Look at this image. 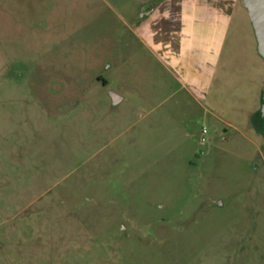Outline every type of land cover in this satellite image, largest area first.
<instances>
[{
	"label": "rangeland",
	"instance_id": "1",
	"mask_svg": "<svg viewBox=\"0 0 264 264\" xmlns=\"http://www.w3.org/2000/svg\"><path fill=\"white\" fill-rule=\"evenodd\" d=\"M258 92L190 96L101 0H0V264H264Z\"/></svg>",
	"mask_w": 264,
	"mask_h": 264
},
{
	"label": "crops",
	"instance_id": "2",
	"mask_svg": "<svg viewBox=\"0 0 264 264\" xmlns=\"http://www.w3.org/2000/svg\"><path fill=\"white\" fill-rule=\"evenodd\" d=\"M101 2L128 24L158 64L190 96L208 99L222 92L227 81L245 86L247 79L253 81L259 74L261 107L264 59L244 0Z\"/></svg>",
	"mask_w": 264,
	"mask_h": 264
},
{
	"label": "water",
	"instance_id": "3",
	"mask_svg": "<svg viewBox=\"0 0 264 264\" xmlns=\"http://www.w3.org/2000/svg\"><path fill=\"white\" fill-rule=\"evenodd\" d=\"M244 6L248 14L256 35L258 51L264 59V0H244ZM113 104L117 105L122 96L115 91L110 93ZM261 115L264 118V93L262 97Z\"/></svg>",
	"mask_w": 264,
	"mask_h": 264
},
{
	"label": "built area",
	"instance_id": "4",
	"mask_svg": "<svg viewBox=\"0 0 264 264\" xmlns=\"http://www.w3.org/2000/svg\"><path fill=\"white\" fill-rule=\"evenodd\" d=\"M202 133H203V134H202V135H203L202 141H203V142H205L204 135L207 133V129H206V128H204Z\"/></svg>",
	"mask_w": 264,
	"mask_h": 264
},
{
	"label": "trees",
	"instance_id": "5",
	"mask_svg": "<svg viewBox=\"0 0 264 264\" xmlns=\"http://www.w3.org/2000/svg\"><path fill=\"white\" fill-rule=\"evenodd\" d=\"M264 119V118H263Z\"/></svg>",
	"mask_w": 264,
	"mask_h": 264
}]
</instances>
